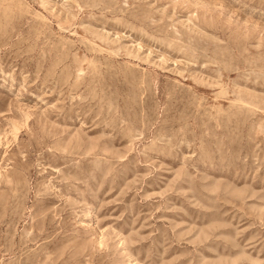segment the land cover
Returning <instances> with one entry per match:
<instances>
[{
	"label": "rangeland",
	"instance_id": "obj_1",
	"mask_svg": "<svg viewBox=\"0 0 264 264\" xmlns=\"http://www.w3.org/2000/svg\"><path fill=\"white\" fill-rule=\"evenodd\" d=\"M0 264H264V0H0Z\"/></svg>",
	"mask_w": 264,
	"mask_h": 264
}]
</instances>
